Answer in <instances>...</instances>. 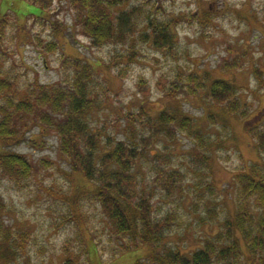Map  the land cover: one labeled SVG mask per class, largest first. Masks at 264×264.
Returning <instances> with one entry per match:
<instances>
[{"label":"rangeland","instance_id":"374dc122","mask_svg":"<svg viewBox=\"0 0 264 264\" xmlns=\"http://www.w3.org/2000/svg\"><path fill=\"white\" fill-rule=\"evenodd\" d=\"M46 1L0 0V20L7 19L0 37V77L13 79L14 96L24 97L35 80L54 84L69 78L72 68L65 60L68 65V59L81 57L92 64L98 104L87 118L100 145L151 135L148 157L139 165L149 182L142 184L156 195L161 214L174 212L167 240L191 253L235 214V174L249 163L264 162L249 130H264V0H153L160 17L176 20L172 49L136 38L92 46L67 0H50L44 7ZM50 18L62 22V35L53 34ZM206 73L208 86L215 78L238 86L245 116L214 103L208 88L191 92L194 74L203 80ZM164 109L176 120L161 122ZM182 116L192 118L191 126L181 125ZM197 130L207 139L200 140ZM5 149L27 155L34 170L21 180L0 173V195L7 204L0 255L7 254L0 264H63L67 257L77 264H153L148 245L118 254L123 240L111 235L101 204L85 191L93 183L72 170L52 129L36 125ZM156 164L183 172L182 195L175 191L159 198L163 189L151 170ZM21 232L27 236L23 240Z\"/></svg>","mask_w":264,"mask_h":264},{"label":"trees","instance_id":"16d2710c","mask_svg":"<svg viewBox=\"0 0 264 264\" xmlns=\"http://www.w3.org/2000/svg\"><path fill=\"white\" fill-rule=\"evenodd\" d=\"M132 1L67 0L75 11L76 25L89 37L92 46L124 44L136 38L143 42L151 40L157 47L174 48L177 42L172 27L175 18L160 17L153 0H137L133 4ZM49 2L46 1L44 7H48ZM125 5L131 6L124 8ZM49 21L53 34L65 32L62 22L52 18ZM5 22L7 19L0 20V37ZM49 45L56 48L55 42ZM64 63L72 68L69 78L64 77L62 82L54 84L35 80L34 89L28 90L24 97H16L13 79L0 77V173L13 180L32 175L34 168L28 156L7 150L5 146L21 142L34 126L42 125L56 133L60 153L72 170L81 174L86 182L93 183V187L88 190L85 187V191L101 204L111 235L123 240L118 254L148 245L153 264H264V162L249 163L235 174V214L225 218L221 229L205 239L202 246L186 254L167 240L173 228L174 212L167 210L161 214L157 210L159 201L156 204L153 201L156 195L147 184H142L149 182L139 171V165L148 157L151 135L142 137V141L110 139L104 146L100 145L99 134L87 118L98 104L92 90L96 72L92 64L81 57L68 59V65L66 60ZM225 65L234 68L238 64ZM198 76H193L192 93L208 88L214 103L225 106L229 113L246 115L234 82L215 78L208 86L207 73L203 80ZM159 120L169 124L176 120V115L164 109ZM180 122L188 127L192 118L182 116ZM249 130L260 153H264V130L258 127H249ZM196 135L202 141L207 139L199 130ZM151 170L155 174L154 183L163 189L160 199L175 191L182 195V171L157 164ZM6 210L7 204L0 195V237L6 232L3 218ZM26 237L25 232H21L18 239ZM2 253L0 256L5 259L7 253ZM63 264H77V261L67 257Z\"/></svg>","mask_w":264,"mask_h":264}]
</instances>
